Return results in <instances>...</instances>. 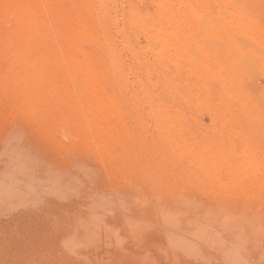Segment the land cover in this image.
<instances>
[{"label": "bare ground", "instance_id": "bare-ground-1", "mask_svg": "<svg viewBox=\"0 0 264 264\" xmlns=\"http://www.w3.org/2000/svg\"><path fill=\"white\" fill-rule=\"evenodd\" d=\"M262 130L264 0H0V264L177 247L200 182L202 219L240 220ZM36 166L80 209H29Z\"/></svg>", "mask_w": 264, "mask_h": 264}, {"label": "rangeland", "instance_id": "rangeland-1", "mask_svg": "<svg viewBox=\"0 0 264 264\" xmlns=\"http://www.w3.org/2000/svg\"><path fill=\"white\" fill-rule=\"evenodd\" d=\"M233 114L239 115V112ZM208 120L207 117L204 118L205 123H208ZM12 126L15 124L9 120L7 130ZM197 128H200V125ZM259 134H264V130ZM34 172L33 193L29 194L27 188H23L21 192L30 202L29 209L33 208L34 204L43 208L48 200L64 203L72 209H80L78 197L72 190L67 192L65 189H56V185L48 180L52 175H64L62 170L51 168L44 172L36 166ZM200 183H195L199 196L203 200H206L204 197L207 196L208 199L211 198L212 196L204 190L209 185ZM51 189H55V193H50ZM248 195L250 208H247L240 220L228 222L222 220V214L209 220L202 219L198 214L207 206L199 196H195L190 213L191 220L183 224L191 236L182 239L183 244L180 243L177 247L157 246L154 241H131L124 237L118 240L113 237L102 240L98 249L93 252L100 264H118L119 261H126V254L133 260L131 264H264V182L252 188ZM57 207L56 211L60 210L62 213L60 206Z\"/></svg>", "mask_w": 264, "mask_h": 264}]
</instances>
